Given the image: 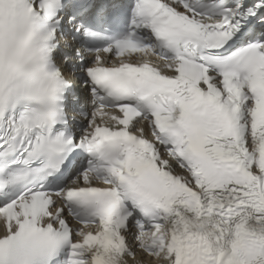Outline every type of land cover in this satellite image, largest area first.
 <instances>
[{"label":"snow or ice","instance_id":"obj_1","mask_svg":"<svg viewBox=\"0 0 264 264\" xmlns=\"http://www.w3.org/2000/svg\"><path fill=\"white\" fill-rule=\"evenodd\" d=\"M0 264H264V0H0Z\"/></svg>","mask_w":264,"mask_h":264}]
</instances>
